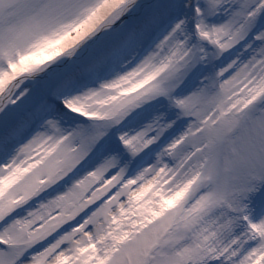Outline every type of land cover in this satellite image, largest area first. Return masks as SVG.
<instances>
[{"label": "snow or ice", "instance_id": "snow-or-ice-1", "mask_svg": "<svg viewBox=\"0 0 264 264\" xmlns=\"http://www.w3.org/2000/svg\"><path fill=\"white\" fill-rule=\"evenodd\" d=\"M0 264H264V0H0Z\"/></svg>", "mask_w": 264, "mask_h": 264}]
</instances>
